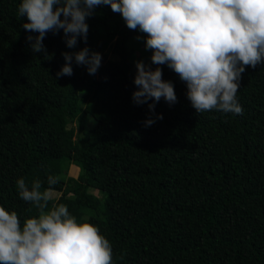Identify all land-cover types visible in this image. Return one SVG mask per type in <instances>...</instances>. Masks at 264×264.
Here are the masks:
<instances>
[{
	"label": "trees",
	"instance_id": "trees-1",
	"mask_svg": "<svg viewBox=\"0 0 264 264\" xmlns=\"http://www.w3.org/2000/svg\"><path fill=\"white\" fill-rule=\"evenodd\" d=\"M20 3L0 0V206L21 223L36 216L16 181L39 180L45 191L53 176L49 191L61 194L47 191L49 207L65 204L98 226L114 264H264V63L241 74L240 115L196 113L166 65L176 103L137 105L135 63L156 67L146 34L98 6L86 43L69 49L62 30L48 32L44 56L30 47L38 34L22 27ZM83 47L101 55L96 74L73 61V74L57 78L62 53Z\"/></svg>",
	"mask_w": 264,
	"mask_h": 264
},
{
	"label": "clouds",
	"instance_id": "clouds-1",
	"mask_svg": "<svg viewBox=\"0 0 264 264\" xmlns=\"http://www.w3.org/2000/svg\"><path fill=\"white\" fill-rule=\"evenodd\" d=\"M105 5L119 13L130 30L146 34L144 47L156 65L136 61L135 104H146L150 98L176 103L174 85L162 78L159 67L166 65L185 83L196 113L242 114L236 99L241 74L246 67L264 63V0H21L18 12L27 17L22 27L38 34L27 37L31 49L48 56L43 44L46 33L62 30L69 49L76 47L78 38L86 43V18ZM62 56L65 63L57 78L73 74V61L95 75L102 59L87 47ZM148 109L152 112L154 104ZM154 122L148 119L145 124ZM57 182L49 176V189L41 191L39 180L29 187L25 179H17L20 198L37 215L21 223L15 211L0 206V264H114L112 245L98 226L77 222L65 204L49 207L47 191Z\"/></svg>",
	"mask_w": 264,
	"mask_h": 264
},
{
	"label": "rangeland",
	"instance_id": "rangeland-1",
	"mask_svg": "<svg viewBox=\"0 0 264 264\" xmlns=\"http://www.w3.org/2000/svg\"><path fill=\"white\" fill-rule=\"evenodd\" d=\"M111 58H115L114 56H111ZM78 171H79V168H77L75 165H70L68 171H67V176H70V177H77L78 175ZM32 173L35 177H44L43 174L37 172L35 169L32 170ZM94 193L96 194L97 191L95 190ZM60 192H56V191H49L48 192V195L50 197H56L58 198L60 196Z\"/></svg>",
	"mask_w": 264,
	"mask_h": 264
}]
</instances>
